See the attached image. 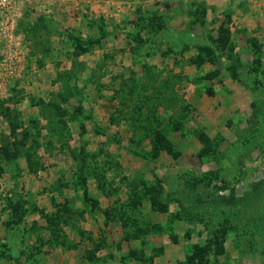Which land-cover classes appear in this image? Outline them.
Masks as SVG:
<instances>
[{"label":"rangeland","instance_id":"rangeland-1","mask_svg":"<svg viewBox=\"0 0 264 264\" xmlns=\"http://www.w3.org/2000/svg\"><path fill=\"white\" fill-rule=\"evenodd\" d=\"M197 258L264 264V0H0V264Z\"/></svg>","mask_w":264,"mask_h":264},{"label":"trees","instance_id":"trees-1","mask_svg":"<svg viewBox=\"0 0 264 264\" xmlns=\"http://www.w3.org/2000/svg\"><path fill=\"white\" fill-rule=\"evenodd\" d=\"M67 36L71 40V42L73 43V45L75 47H80L82 49H88L90 47V45L93 43V38L89 37L87 39H83L80 36H78L72 32H68ZM211 50H212V48H211ZM258 51H259V57H258L257 61H260V59L262 57V51H263L261 43L258 45ZM171 52H172V50H169L166 52V54H170ZM65 93L64 92L58 93V96L63 101H66L67 96L69 97L71 94L74 93L73 87H71L70 85H67ZM65 95H67V96H65ZM61 103L62 102H58V101H52L51 102L50 107L53 108V109H51L53 112H52V116L50 114V116L48 117V119L50 121H52L53 120L52 118H54L57 120V122H59V124H60L59 129L54 127V128H56V133L59 137H63L65 135L64 134V132L66 130L65 118L63 116L67 114V110L61 108L62 107L60 105ZM48 109H49V106H48ZM57 115H59L60 117H58V118L54 117ZM90 117L93 119L92 116H89L88 118H90ZM131 120H132L135 127H137L140 130L144 129V131H146L152 137V145H151L152 148L150 150H146L143 148H134V149L130 150L133 154L138 155V156H140L143 159H146L148 161H153L154 157L157 156V153H159L160 151H164V150L168 151V152L173 151V145L167 137V132H165L163 127H162L163 122L158 118V116L154 110L151 109L146 114V116H144V117L131 116ZM169 121H170L169 124H171V127L174 130L179 129L182 126V120L181 119H176V120L170 119ZM157 123H158V125H157ZM97 131H99V133H102L103 135H105L108 138V140H111V138L108 137L105 129L100 127V128H98ZM61 141H62L63 145L66 144L64 139H62ZM215 180H217L216 177L211 176V175L195 176V177L189 178V181L191 183L195 184V186L200 185L202 183H206V185H210ZM215 187L218 189H226V187H229V186L227 185V183L223 182L222 185H220V186L215 184ZM231 191L233 192L234 189H232ZM153 200L155 203H157L156 198L153 197ZM160 206H158L157 208L160 209ZM50 222L53 223L52 221H50ZM197 251L200 252L201 249H197ZM197 254H198V252H197ZM197 259H198V262L196 264H199V263L204 264L203 259H201V258H197Z\"/></svg>","mask_w":264,"mask_h":264}]
</instances>
